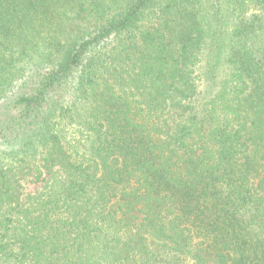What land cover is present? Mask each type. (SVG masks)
<instances>
[{"label": "trees", "instance_id": "1", "mask_svg": "<svg viewBox=\"0 0 264 264\" xmlns=\"http://www.w3.org/2000/svg\"><path fill=\"white\" fill-rule=\"evenodd\" d=\"M0 264H264V0H0Z\"/></svg>", "mask_w": 264, "mask_h": 264}, {"label": "rangeland", "instance_id": "2", "mask_svg": "<svg viewBox=\"0 0 264 264\" xmlns=\"http://www.w3.org/2000/svg\"><path fill=\"white\" fill-rule=\"evenodd\" d=\"M34 188H35L34 185H32V184H27L25 190H26L27 192H32V191L34 190Z\"/></svg>", "mask_w": 264, "mask_h": 264}]
</instances>
